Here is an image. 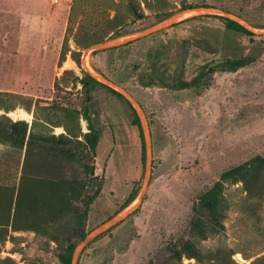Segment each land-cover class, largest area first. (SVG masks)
I'll list each match as a JSON object with an SVG mask.
<instances>
[{
  "label": "rangeland",
  "instance_id": "obj_1",
  "mask_svg": "<svg viewBox=\"0 0 264 264\" xmlns=\"http://www.w3.org/2000/svg\"><path fill=\"white\" fill-rule=\"evenodd\" d=\"M138 2L0 0V264H264V0Z\"/></svg>",
  "mask_w": 264,
  "mask_h": 264
},
{
  "label": "trees",
  "instance_id": "obj_2",
  "mask_svg": "<svg viewBox=\"0 0 264 264\" xmlns=\"http://www.w3.org/2000/svg\"><path fill=\"white\" fill-rule=\"evenodd\" d=\"M88 2L91 4V10H92V15L94 16H99L104 19V23L102 25V31H103V36L106 38H111L115 36H120L122 34L119 33L118 29H114L115 26L112 25L113 20L117 19L118 13H117V6L123 5L126 9V15H129L130 17V22L135 21V20H140L146 17V15L141 11L140 5L138 0H88ZM204 7H207V5H203ZM197 7L196 5L192 4H184L182 6V9H192ZM110 10L114 11L113 16H109ZM220 17L225 24L226 29L232 30L235 32H240L244 34H251V32L242 26L240 23L236 22L235 20H232L230 18H226L223 16H217ZM127 23V22H126ZM125 24V23H124ZM123 24V25H124ZM82 27H84L83 24L80 22L78 23V26L75 30V32L72 34L74 38V42L77 47H86L84 40L78 38V34L81 31ZM72 31V29H71ZM70 50L68 47L65 48ZM65 49L62 50L60 58L63 60L66 54ZM72 57L73 59L76 58V55L79 53L76 50H72ZM249 60L246 58H240V59H223V60H214L212 62V65L216 68H221V69H227V70H235L238 67L248 63ZM210 64L207 65L210 66ZM209 68L208 71H211L212 69L215 68ZM87 77L94 83H97L94 78L91 76L87 75ZM104 86L103 84H101ZM186 85H189V83L181 81L177 86V88L185 87ZM107 89H110L114 94L118 95L121 98H124L119 92L109 88L108 86H104ZM125 99V98H124ZM9 110V109H8ZM135 113V112H134ZM135 117L133 119V123L138 126L139 129H141L140 122L136 114H134ZM7 124L6 127L7 129H3V124L0 122V138L2 139H12L15 141L19 142H24L26 133L28 130V124L25 120H15L12 121L9 118H6ZM49 141V140H46ZM259 162L261 164H264V159L263 158H258ZM241 167L237 166L233 168V170H239ZM134 198V196L132 197ZM206 209H208L211 212V218L215 222L216 226L221 230L223 229V226L221 224V221L219 219V214L216 211V203L213 200L207 201L204 203ZM187 253L189 257H198L199 252L191 245V243H186L185 244ZM72 253H73V246H70L66 252L65 255H63V260L65 264H70L72 260Z\"/></svg>",
  "mask_w": 264,
  "mask_h": 264
},
{
  "label": "water",
  "instance_id": "obj_3",
  "mask_svg": "<svg viewBox=\"0 0 264 264\" xmlns=\"http://www.w3.org/2000/svg\"><path fill=\"white\" fill-rule=\"evenodd\" d=\"M195 8H197V7H195ZM203 8H207V7H203ZM194 8H192V9H187V10H193ZM105 44H107V43H105V42H99V43H97L96 44V46L97 47H102V46H104ZM99 78H101V79H104L103 77H99ZM124 216V214L121 216V217H123ZM93 236V234H91L90 236H88L87 237V239H89V238H91ZM73 264H76V260H75V262H73Z\"/></svg>",
  "mask_w": 264,
  "mask_h": 264
},
{
  "label": "bare ground",
  "instance_id": "obj_4",
  "mask_svg": "<svg viewBox=\"0 0 264 264\" xmlns=\"http://www.w3.org/2000/svg\"><path fill=\"white\" fill-rule=\"evenodd\" d=\"M168 22H169V21H168ZM131 101H132V100H131ZM13 114H15V115H18V114H19V112H16V113H14V112H13Z\"/></svg>",
  "mask_w": 264,
  "mask_h": 264
},
{
  "label": "flooded vegetation",
  "instance_id": "obj_5",
  "mask_svg": "<svg viewBox=\"0 0 264 264\" xmlns=\"http://www.w3.org/2000/svg\"><path fill=\"white\" fill-rule=\"evenodd\" d=\"M209 69V66L207 67V70ZM178 85V84H177Z\"/></svg>",
  "mask_w": 264,
  "mask_h": 264
}]
</instances>
